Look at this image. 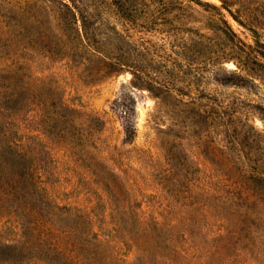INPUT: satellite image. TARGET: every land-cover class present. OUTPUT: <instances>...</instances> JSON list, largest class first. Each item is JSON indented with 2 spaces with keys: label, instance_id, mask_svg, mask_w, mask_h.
<instances>
[{
  "label": "trees",
  "instance_id": "1",
  "mask_svg": "<svg viewBox=\"0 0 264 264\" xmlns=\"http://www.w3.org/2000/svg\"><path fill=\"white\" fill-rule=\"evenodd\" d=\"M55 1V24H45L31 13L30 22L20 25L14 22L12 8L5 11L3 19L13 36L7 39L31 44L28 49L42 59L61 57L74 65L76 77L90 83L130 73L129 85L151 94L157 112L170 120L171 128L179 123L204 141V154L223 179V208L236 218L239 249L249 253L256 264H264V34L259 32L264 23L248 10L232 11L224 0L219 5L186 0L209 14L211 34L194 30L184 39L166 34L171 45L161 56L159 64L165 74L160 76L146 71L156 63L153 51L158 48L142 36L134 38L128 30L138 25L143 14L154 13L153 7L164 15L170 2ZM112 10L122 22L121 28L107 18ZM227 16L251 32V42L239 37ZM144 20L152 29L144 31H158L156 18ZM226 62L234 67L226 68ZM213 83L253 89L258 100L242 112L235 99L205 90V85ZM118 102L124 140L132 141L136 136L132 108L122 97ZM84 116L64 100L51 77L34 74L32 64L0 67V215L9 217L18 236L12 244L2 242L1 246L10 245L23 254L39 246L51 263L99 264L102 260L91 238L97 243L101 240L83 231L90 218L78 209L59 205L58 198L49 192L50 173L42 157L51 153L49 145L84 154L88 140L79 125L101 121L97 116ZM256 119L261 127L256 126ZM169 130L158 128L167 136ZM166 141L169 150L175 149L170 137ZM91 165L98 168L99 162ZM91 174L97 175L108 195L116 193L113 173L98 175L92 170Z\"/></svg>",
  "mask_w": 264,
  "mask_h": 264
},
{
  "label": "rangeland",
  "instance_id": "2",
  "mask_svg": "<svg viewBox=\"0 0 264 264\" xmlns=\"http://www.w3.org/2000/svg\"><path fill=\"white\" fill-rule=\"evenodd\" d=\"M167 1L169 9L164 15L153 7L154 13L143 14L137 20L138 25L128 30L134 38L142 36L158 48L153 51L156 63L146 71L160 76L165 74V68L159 64L161 56L164 48L171 45L166 34L174 39L187 38L194 30L211 34L209 14L200 6L186 0ZM204 1L221 4V0ZM224 1L232 11L248 10L264 23V0ZM55 2L0 0V67L17 62L32 64L33 73L51 77L64 100L78 108L82 118L84 115L100 118V122L88 120L79 125L88 140L86 155L56 145H49L51 153L47 157L42 154L50 173L46 185L49 192L58 198L59 205L78 209L90 218L83 231L101 240L97 243L91 238L102 258L99 264H256L249 253L239 249L236 218L223 208L226 196L223 179L204 154V141L179 123L171 128L170 120L157 112L151 94L129 85L130 73L90 83L76 77L74 65L66 64L61 57L48 61L28 49L31 44L7 39L13 36L9 35V23L3 19L5 11L12 8L14 22L20 25L30 22L31 13L39 15L45 24H55L52 12ZM106 16L121 28L122 22L113 10ZM146 17L156 18L157 32L144 31L151 26L144 20ZM227 19L241 39L251 42L247 28L230 16ZM259 32L263 36L264 29ZM225 66L234 67L231 62ZM205 90L221 98L235 99L242 112L253 100H258L253 89L244 87L213 83L205 85ZM120 97L132 108L131 120L136 127L132 141L124 140L118 108ZM255 124L262 125L259 119ZM158 128L171 129L170 136L162 135ZM200 129L198 125L197 130ZM168 137L175 145L173 150H169ZM169 156L173 158L171 161ZM96 162L98 168L91 165ZM92 170L98 175L113 173L111 180L116 193L108 195L97 175L91 174ZM8 218L0 215V264H65L62 260L47 261V254L39 246H33L26 254L18 253L10 245L1 246L2 242L12 244L18 238L15 225Z\"/></svg>",
  "mask_w": 264,
  "mask_h": 264
}]
</instances>
